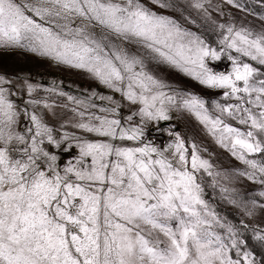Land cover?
Masks as SVG:
<instances>
[{"label": "snow or ice", "instance_id": "snow-or-ice-1", "mask_svg": "<svg viewBox=\"0 0 264 264\" xmlns=\"http://www.w3.org/2000/svg\"><path fill=\"white\" fill-rule=\"evenodd\" d=\"M226 2L247 11L239 0ZM151 3L180 7L169 0ZM190 6L207 12L201 0H190ZM97 27L219 90L223 102L213 100L210 111L200 95L171 89L143 57L97 38ZM218 27L222 38L212 46L142 0H0V51L27 50L84 70L136 106L123 118L114 95H67L77 118L72 126L96 140L67 132L57 138L35 112L32 127L22 133L13 89H22L26 103L38 106L42 101L34 94L40 86L0 74V264H264L240 230L203 198L199 175L220 173L197 144L188 145L175 128L165 130L171 141L165 145L146 139L150 124L187 111L246 165L240 176L264 186V160L250 158L264 157V27ZM224 56L231 70L215 71L211 64ZM43 107L52 106L43 101ZM45 143L76 148L78 156L61 167ZM229 202L248 216L264 211V203L255 200L251 207L235 198ZM252 232L264 246V228Z\"/></svg>", "mask_w": 264, "mask_h": 264}, {"label": "rangeland", "instance_id": "rangeland-1", "mask_svg": "<svg viewBox=\"0 0 264 264\" xmlns=\"http://www.w3.org/2000/svg\"><path fill=\"white\" fill-rule=\"evenodd\" d=\"M142 3L158 14H164L175 19L183 28L197 35L198 33L195 30L197 27L209 33L213 36L214 40L212 46H218V42L222 38L221 30L218 27L220 23H232L237 28L244 26L256 31L261 30V26L254 22L250 15L228 4L226 0H201V3L207 9L206 13L201 9L191 7L190 0H178L180 7L173 12L169 9H160L158 6L152 4L151 0H142ZM94 32L97 38L107 37L105 43L115 44L127 49L131 54L143 57L148 70L158 78L163 79L171 89L200 95L207 102L206 106L210 108V111L212 110L211 102L213 100L223 102L219 90L207 89L179 70L151 59L148 51L141 45L129 44L118 40L99 27L95 28ZM233 54L235 55V53ZM243 59L245 62L255 63L248 58ZM211 67L217 72H227L231 70L232 64L224 56L220 61L213 62ZM0 74H6L13 80L19 77L20 80H28L40 86L38 92L34 94L36 99L42 101L38 106L26 103L29 97L22 89H13L16 94L11 99L18 106L21 113L18 117L17 130L22 133L26 132L27 128L32 127L29 117L35 112L42 118L44 123L54 129V135L57 138L67 132L70 136L75 134L83 139L96 140L97 137L94 134L86 133L72 126L77 118L72 111L73 105L66 98L67 95H72L79 99H84L93 92L114 95L115 99L121 102L119 114L123 118H126L136 107L123 100L119 93L113 94L84 70L57 63L51 58L43 57L27 50L0 51ZM52 89L54 91H49ZM61 91L66 95H59ZM43 101H46L52 107L50 109L43 107ZM25 109H27V114H25ZM171 116L172 119L170 121H161L158 126L150 124L146 139L157 146L165 145L171 142L165 130L175 128L186 139L188 145L195 142L198 146L199 154L203 158L208 159L212 164V171L220 173L218 177H210L207 173L202 172L199 175V179L202 176H207L215 184L220 197L226 200L228 207L244 223L256 229L264 228V211L257 209L253 216H248L245 214L242 206L238 207L229 202L230 199L235 198L241 203L243 202V197L249 195L252 197L253 194L255 195L254 198L264 201V197L259 195L261 190L258 183H253L246 177L239 175L246 165L217 144L215 138L207 132L193 114L187 111H173ZM138 119V117L134 118L133 123L137 122ZM123 143L130 144L131 142L125 141ZM44 147L58 156L57 163L61 167L78 156V149L76 148H73L71 151H65L63 150V146L55 148L49 146L47 143H45ZM222 188H228L229 192H222ZM173 226H175L174 223Z\"/></svg>", "mask_w": 264, "mask_h": 264}, {"label": "trees", "instance_id": "trees-1", "mask_svg": "<svg viewBox=\"0 0 264 264\" xmlns=\"http://www.w3.org/2000/svg\"><path fill=\"white\" fill-rule=\"evenodd\" d=\"M169 2L178 4V0H169ZM239 2L246 7L247 11L244 12L250 15L254 20V22L258 23V25L261 26V28L264 27V21L260 19L262 16H264V4H262L261 0H239ZM169 10H171L172 12L174 11L172 8H169ZM195 30L198 33V35L201 36V38L205 39L211 45L214 44L212 35H210L207 32H204L202 29L198 27L195 28ZM253 65L256 67H260L256 63H253ZM261 70L264 71V67H262ZM250 158H254L257 160H264V157H261L259 154ZM245 169L246 167H244L242 171H244ZM199 182L203 187V198L208 202L209 206L218 214L219 217L222 218V220L231 223L240 230L242 235L247 239L248 249L253 251L258 259L260 257H264V246H261V244L258 241L253 239L252 229H254L255 227H252L249 224L244 223L228 207L226 200L220 197V193L217 190L215 184H213L207 176H202L201 179H199ZM258 186L261 191H264V186H261L260 184H258ZM254 196L255 195L253 194L252 197L250 195L243 197L242 198L243 202L241 203L249 202L248 203L249 206H251L250 202L253 200L257 201L258 204L264 203V201L258 198L256 199L254 198ZM244 225L248 226L247 229L244 228ZM217 231L223 234L221 229L217 228Z\"/></svg>", "mask_w": 264, "mask_h": 264}]
</instances>
